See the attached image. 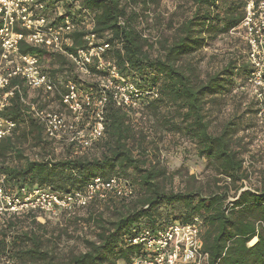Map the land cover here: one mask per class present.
I'll use <instances>...</instances> for the list:
<instances>
[{"label":"trees","instance_id":"1","mask_svg":"<svg viewBox=\"0 0 264 264\" xmlns=\"http://www.w3.org/2000/svg\"><path fill=\"white\" fill-rule=\"evenodd\" d=\"M38 1L50 11L60 5L66 15L79 22L83 21V10L93 14V30L109 46V57L120 73L134 77L141 87H158L159 98L142 103L137 112L143 108L154 114L160 108L168 111L167 119L160 118L161 127L193 142L197 157L206 162L208 175L201 182L194 175L181 174L183 187L174 191L172 177L177 173H168L157 158L150 157L152 142L144 129L135 128L130 116L115 106L109 94L104 132L93 145L98 155L91 156L88 151L81 157H69V151L64 150L58 160L25 159L19 146L27 136H32L42 150L51 143L42 137L38 123L26 114L20 100L26 94L15 80L12 85L17 84L21 94H14L2 114L16 124L0 143V176L6 190L49 187L65 194L83 190L95 176H117L128 182L132 175L128 183L134 196L109 200V218L90 216L94 236L83 241L84 251L78 254L69 252L58 257L44 249L37 233L42 226L34 216H28L32 227L27 231H15L10 220L1 223L0 264H132L145 255L140 247L126 243L135 226L158 231L173 222L185 224L193 218L201 221V241L209 264H264V177L259 188L246 186L242 157L245 146L238 137L242 117L233 116L220 122L217 130L214 128L224 99L244 85L249 64L246 56L245 62L241 58L229 59L219 70L202 77L193 63V55L208 42L227 35L240 24L244 0H188L190 14L171 28L170 37L154 41L144 35L141 26L150 5H156L157 0ZM82 36L81 32L73 36V47L68 51L82 45ZM19 50L37 57L53 81L72 80L82 90H95L93 83L82 87L83 81L64 56L25 44ZM249 105L256 115V103ZM21 159L22 165L9 162Z\"/></svg>","mask_w":264,"mask_h":264},{"label":"built area","instance_id":"2","mask_svg":"<svg viewBox=\"0 0 264 264\" xmlns=\"http://www.w3.org/2000/svg\"><path fill=\"white\" fill-rule=\"evenodd\" d=\"M60 9L59 5L53 11L47 10L38 0H0V143L16 127L2 114L14 94H21L18 85H12L17 80L23 89L41 93L44 101L58 100L62 110L20 97L26 114L38 123L48 142L68 150L69 157H81L103 135L108 94L115 106L131 117L142 103L157 100L159 92L156 85L141 87L134 77L120 73L109 57V46L93 30L92 13L83 10L84 18L79 22ZM242 14L240 24L231 30L244 41L250 67L239 89L248 92L256 103V117L264 120V0H244ZM80 32L82 45L68 51L73 47V36ZM21 44L64 56L77 78L91 79L95 90H82L72 80L53 81L37 57L20 52ZM133 196L130 184L117 176H95L83 190L65 194L49 187L9 192L0 176V220L20 213L70 215L95 201L128 200ZM201 225L199 218H193L158 231L135 226L126 243L140 247L145 255L132 264H209L203 251Z\"/></svg>","mask_w":264,"mask_h":264},{"label":"rangeland","instance_id":"3","mask_svg":"<svg viewBox=\"0 0 264 264\" xmlns=\"http://www.w3.org/2000/svg\"><path fill=\"white\" fill-rule=\"evenodd\" d=\"M157 3V4H156ZM154 6L149 7L148 13L142 21L144 35L151 41L161 40L170 37L173 29L184 16L190 14L191 6L188 0H157ZM59 11H62L60 9ZM193 63L197 66L201 76L208 73H214L223 67L228 60L242 59L245 62L246 46L241 36L237 32H229L227 35L218 37L212 42H208L206 47L199 53L193 55ZM82 87L92 84L91 79H83ZM26 100L37 104H44L52 109L62 110L57 99L43 100L41 93H36L24 89ZM253 102L246 90H236L224 99L221 105V114L217 119V126L220 122L233 116H241L242 124L239 128L238 137L242 138V145L245 146L243 153V170L247 177L246 186L259 188L261 180L264 177V148H263V131L264 120L258 119L253 112ZM161 116L166 119L169 117L168 111L160 108L157 113L143 108L131 118V123L135 128H143L148 136L152 146L150 157L157 158L168 173L173 175L172 186L174 191H179L183 187L181 183V174L194 175L197 180L204 182L208 175L206 171V162L199 159L196 155V149L193 142L177 134L168 133L161 127ZM22 125H20V130ZM43 137V136H42ZM44 139V138H43ZM49 147V148H48ZM42 150L32 140V136H27L26 141L19 146L22 156L25 159L35 160L52 158L58 160L63 155V150L59 147L49 144ZM89 154L98 155L97 150L93 147ZM46 155V156H45ZM12 164L22 165L24 159L9 161ZM131 176L127 179L131 182ZM232 196L233 193H230ZM112 205L110 201L94 202L88 207L76 210L73 214L57 213L49 214H30L20 213L17 215L5 217L0 220V224L11 221L15 226V231H27L32 227L29 215L34 216L36 223L42 226L37 233L41 235L43 248L52 250L58 257L72 252L78 254L84 251L83 241L92 239L94 236V225L89 221L90 216L101 215L103 218H109Z\"/></svg>","mask_w":264,"mask_h":264}]
</instances>
